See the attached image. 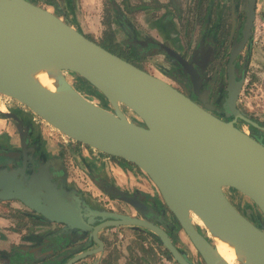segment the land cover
<instances>
[{"label": "water", "instance_id": "1", "mask_svg": "<svg viewBox=\"0 0 264 264\" xmlns=\"http://www.w3.org/2000/svg\"><path fill=\"white\" fill-rule=\"evenodd\" d=\"M255 2L243 0L241 39L231 46L226 67L222 119L208 111L210 106H199L162 78L28 0H0V96L20 103L66 137L137 167L155 186L164 206L161 213L171 215L203 264H227L213 252L209 235L230 243L242 256L238 263L264 264V144L235 121L263 130L264 126L237 108L241 80L235 79L232 63L249 35ZM38 70L52 71L56 79L52 90L33 78ZM63 71L85 80L104 104L96 105L77 92ZM118 104L136 118L126 117ZM1 115L20 122L13 111ZM35 169L26 171L25 157L19 167L1 165L0 200H17L37 220L62 224L71 241L83 238L96 244L76 252L64 264L99 252L103 245L99 231L123 225L151 232L176 264H195L171 241L168 226L174 224L156 218L155 209L135 196L120 198L138 216L91 208L73 187L66 201L63 189L50 180L47 165ZM16 176L24 184H18ZM223 187L246 197L263 220L259 218L255 225L241 214L225 197ZM192 215L200 220L209 240L197 230Z\"/></svg>", "mask_w": 264, "mask_h": 264}, {"label": "flooded vegetation", "instance_id": "2", "mask_svg": "<svg viewBox=\"0 0 264 264\" xmlns=\"http://www.w3.org/2000/svg\"><path fill=\"white\" fill-rule=\"evenodd\" d=\"M28 1L54 13L105 49H112L114 51L112 53L162 78L199 106H210L211 108L208 109L210 113L221 119L223 118L221 103L226 84V67L231 46L241 39L244 22L243 0H152L151 2L145 1L144 5L141 6L137 4V1L128 4L127 0H102V2H97L96 9L91 12L95 16H92V18L99 16L97 18L101 26L95 32L88 30L79 0ZM78 13L81 15L80 18ZM149 18L154 19L153 23L148 20ZM140 20L144 24H141ZM78 23L82 25L79 28ZM252 24L249 35L232 60L235 79L241 80V88L243 87V78L250 67L251 52L250 49L248 51V48ZM167 25H169L168 30H166ZM66 72L68 71H63L64 76ZM75 77L69 80L65 76L70 85L90 102L96 105L104 104V101L98 98L97 93L91 91V86L85 80L76 75ZM248 81H250V77ZM261 97L264 100V95ZM14 103H12L14 106L9 108L8 111L15 112L20 120L18 123V121L9 118L13 126L10 137L13 139L12 142L15 143L0 152L1 162H4L7 167L8 165L19 167L22 158L25 157L27 172L36 170L35 168L39 165H47L51 173L50 180L57 187L63 189V197L66 201L70 200V192L67 193V191L73 187L79 199L91 208L104 207L138 216L136 210L120 198L135 196L147 206L155 209L156 218L161 216V209H164V206L160 196L144 173L142 175L145 177L138 176L137 171L142 172L137 167L125 160L106 155L76 142L65 135L68 139V142H64L65 144H54V140L46 144L43 140V128L41 124L39 125L40 121L43 120L34 114V116L31 115L27 109L20 108L21 104ZM118 106L126 117L133 119L134 115L130 110L121 104H118ZM106 108L108 109V107ZM237 108L249 119L264 126L263 111L259 112L258 119H255L240 107L237 106ZM23 112L31 115V118L25 117ZM45 124L47 123L45 122ZM235 125L244 126L251 137L264 144L263 129L252 127L250 124L238 119H236ZM51 145V150H49L48 148ZM82 148L86 151V155H84L86 159L81 160L87 162V178L93 184L97 193L91 191L83 193L72 183L73 181L64 182L67 170L65 164L66 152L69 156L75 154L76 158L80 159L82 156L80 149ZM13 152H16V155ZM103 159L111 162L114 167H118L126 180L125 185H117L108 177H104L101 167L95 165ZM147 180L150 181V185ZM15 181L18 184H24V180L18 176L15 177ZM130 181L132 183H129ZM141 186H144L145 189ZM146 190H150V192ZM222 192L228 200L229 198L233 200L234 203L229 201L241 214L252 219L253 223L258 225V218L261 217V214L251 202H249L250 206H246L248 200L234 189L223 187ZM102 194L106 196L107 200H113L115 209L113 205L107 206L106 203L101 206L93 203L94 201H102V199H99ZM15 201L30 211L22 203ZM30 212L33 214L32 211ZM165 218L172 222L176 228H179L168 212H166ZM51 224L55 225L56 230L51 235L52 238L48 237L51 238L49 240L51 248L47 257L55 258L59 256L64 249L63 247H67L68 243L77 246L76 252L85 250V244H83L85 240L83 238L71 241L69 231L62 224L54 222H51ZM195 226L200 231L199 227ZM170 238L173 244L179 247L175 241L178 238H175L172 234ZM205 238L209 240L208 237L205 236ZM179 242L183 243L181 240ZM37 244L41 243L38 242ZM36 246L38 247V245ZM94 247H96V244L92 248ZM179 248L184 250L185 247L181 246ZM184 251L186 252V250ZM193 257L191 260L195 264H203L196 252Z\"/></svg>", "mask_w": 264, "mask_h": 264}, {"label": "crops", "instance_id": "3", "mask_svg": "<svg viewBox=\"0 0 264 264\" xmlns=\"http://www.w3.org/2000/svg\"><path fill=\"white\" fill-rule=\"evenodd\" d=\"M111 1V0H110ZM138 2V5H144L145 1L151 2L152 0H127L128 4ZM162 1V0H158ZM97 2L102 0H79V5L83 9V17L86 20V24L89 31L95 32L99 29L100 23L98 22V15L96 18H92L93 12L96 8ZM259 0H256V6L259 4ZM260 5L264 7V0H261ZM156 12V11H155ZM91 15V16H90ZM80 18V14L78 13ZM95 17V16H93ZM144 19V18H142ZM153 23L154 19H148ZM141 24H144L140 20ZM169 25L166 26L168 30ZM255 54L251 57V63L254 62ZM261 58H258L257 62ZM260 62V61H259ZM255 65H258L255 63ZM257 71V70H256ZM262 76H264V69L261 70ZM15 104V103H14ZM0 152L7 149L9 145L14 144L10 137L13 131V126L9 118L3 117L2 112H7L11 108L12 104L0 96ZM25 117L31 118V115L23 112ZM82 154L81 159H86V151L80 149ZM83 157V158H82ZM95 163V162H94ZM98 163V162H97ZM4 162H1L0 166ZM100 164V165H99ZM101 170L104 177H108L113 183L117 185H125L126 180L120 173L118 167H114L111 162L103 159L98 164L95 163ZM7 168H13L8 165ZM78 172L71 169L66 170L65 183L74 181L79 183L74 177ZM80 179L81 176L79 175ZM130 180L129 178H127ZM129 183H132L131 181ZM79 186V184H77ZM145 189L144 186H141ZM150 192V190H146ZM105 195H101L99 199L105 200ZM163 208L161 209V211ZM163 218L166 217L163 213L160 214ZM55 225L51 222H42L33 217L30 211L25 209L22 205L18 204L15 200H0V264H64L69 256H72L76 252V245L68 243L67 247L55 258H49V251L51 245L49 240L52 238V234L55 232ZM178 238L179 240L186 242V236L176 226L169 228V235ZM99 236L103 241L102 250L97 253L85 256L72 264H165L164 259L168 257L163 252V246L155 240V236L146 229L123 225L119 227H110L99 231ZM48 237H51L50 239ZM48 240H47V239ZM188 240V239H187ZM41 244H37V243ZM189 246L183 248L186 250L187 255L192 259L195 254L193 247L188 241ZM84 249L92 248L95 243L91 242L87 244L84 241ZM87 244V245H86ZM38 245V247L36 246ZM31 249H36L34 252H29ZM194 258V257H193Z\"/></svg>", "mask_w": 264, "mask_h": 264}, {"label": "rangeland", "instance_id": "4", "mask_svg": "<svg viewBox=\"0 0 264 264\" xmlns=\"http://www.w3.org/2000/svg\"><path fill=\"white\" fill-rule=\"evenodd\" d=\"M261 0H259V5L256 6L255 9V17H254V21L260 23V33L256 36H254V24H252V31H251V38H250V45L248 48V51L250 49V67L247 69V74H245L244 77H250V81H248V84L245 85L243 87V90L241 91V94L238 95V99H237V106L240 107L244 112H246L247 114L251 115L252 117H254L255 119H258V114L259 112L263 111L264 112V100H262V95H264V76H262V72L261 70L264 69V7H262L260 5ZM87 25V24H86ZM82 25H80L78 23V28L81 27ZM255 54V58H254V62L251 63V57H253V55ZM258 58H261L258 62ZM255 63H257L258 65H255ZM257 70V71H256ZM66 78L69 80H72L75 77L74 74H72L71 72H66ZM3 97V96H1ZM4 100L6 102L10 104H14V100L9 99L8 97H3ZM17 103V102H16ZM20 104V103H19ZM20 108H25L26 107L22 106ZM28 110V109H27ZM30 112V111H29ZM31 113V112H30ZM31 115H33L31 113ZM34 116V115H33ZM263 116V115H262ZM261 117V116H260ZM133 119H135L136 117L133 116ZM263 121H264V116H263ZM41 123H39V125L41 124V127L43 128L44 131V135H43V140L46 142V144L51 143V141H55L54 144H65L64 142H68V139L59 131H57L56 129L52 128L50 125L45 124L44 121H40ZM244 127V126H243ZM55 146V145H54ZM52 147L49 146V150H51L50 148ZM53 149V148H52ZM88 151V150H87ZM89 153V151H88ZM65 164L68 170L71 171V169L75 170L76 172H78L77 176L74 175V177L77 179V181L79 183H74V181L72 182L73 184L76 185V187L83 193H86L88 191H91L93 193H97V190L95 189V187L93 186V184H91V182L88 180V176H87V162L81 160V158H76V155L73 154L71 156H69V154L65 155ZM138 176L139 177H145L144 175H142L143 173L138 172ZM79 175L81 176V179L79 177ZM149 185L151 184L149 180H147ZM79 184V186L77 185ZM81 188V189H80ZM229 198V197H228ZM245 199H247L246 197H244ZM229 200L231 202H233V200L231 198H229ZM248 200V199H247ZM250 201H246V206H250ZM95 203L97 206L98 205H103V203H106L105 205L110 206L113 205L114 209H115V205L113 200H107L105 197V200L103 199L100 202H93ZM234 203V202H233ZM241 204V202H239ZM261 218V217H260ZM261 220H263V218H261ZM259 221V218H258ZM264 222V220H263ZM199 227V230L201 233H203L205 236L207 235V232L204 228L201 227V225L199 224H195ZM207 237V236H206ZM209 238V237H208ZM176 244L181 247H187L189 246L188 240L184 239L183 243H180L179 240H175ZM233 264H240L238 262L233 263Z\"/></svg>", "mask_w": 264, "mask_h": 264}, {"label": "bare ground", "instance_id": "5", "mask_svg": "<svg viewBox=\"0 0 264 264\" xmlns=\"http://www.w3.org/2000/svg\"><path fill=\"white\" fill-rule=\"evenodd\" d=\"M33 78L43 87L53 89L56 84V79L52 71L38 70L34 72ZM99 88L104 91L108 90V87L103 84H98ZM0 110L2 107L0 106ZM192 221L202 225L200 220L192 215ZM213 243V252L219 257V259L227 264H233L242 259V256L234 251L233 246L225 240H222L214 235H209Z\"/></svg>", "mask_w": 264, "mask_h": 264}, {"label": "built area", "instance_id": "6", "mask_svg": "<svg viewBox=\"0 0 264 264\" xmlns=\"http://www.w3.org/2000/svg\"><path fill=\"white\" fill-rule=\"evenodd\" d=\"M253 24H254V31H256V32H254V36H256L260 33V31H259L260 30V23L256 22V24H255V22H254ZM247 84H248V77H244L243 78V87ZM243 87L241 88L239 94H241ZM164 262H165V264H175V262L171 258L164 259Z\"/></svg>", "mask_w": 264, "mask_h": 264}, {"label": "trees", "instance_id": "7", "mask_svg": "<svg viewBox=\"0 0 264 264\" xmlns=\"http://www.w3.org/2000/svg\"><path fill=\"white\" fill-rule=\"evenodd\" d=\"M108 50L111 51V52H114V51H113L112 49H110V48H108ZM83 82H85V81H83ZM85 84L87 85L86 82H85ZM90 89H93V88H90ZM94 92H95V90H94ZM154 239L156 240V237H155ZM163 252H164V254H165L168 258H170V255H169V253L167 252L166 249L163 248Z\"/></svg>", "mask_w": 264, "mask_h": 264}]
</instances>
